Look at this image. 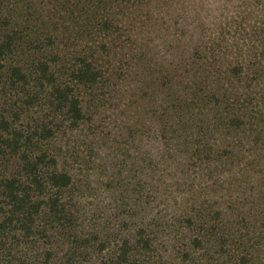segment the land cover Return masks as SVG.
I'll list each match as a JSON object with an SVG mask.
<instances>
[{"label": "trees", "instance_id": "16d2710c", "mask_svg": "<svg viewBox=\"0 0 264 264\" xmlns=\"http://www.w3.org/2000/svg\"><path fill=\"white\" fill-rule=\"evenodd\" d=\"M148 80L183 134L121 148ZM0 264H264V0H0Z\"/></svg>", "mask_w": 264, "mask_h": 264}, {"label": "rangeland", "instance_id": "374dc122", "mask_svg": "<svg viewBox=\"0 0 264 264\" xmlns=\"http://www.w3.org/2000/svg\"><path fill=\"white\" fill-rule=\"evenodd\" d=\"M213 8L214 4H209L207 6L197 7V10H200V14L203 18H208L209 22H212L214 20V16L212 14L214 12ZM191 21L192 23L185 22L184 25V30L188 34L199 30L200 28L198 26L203 25L199 21ZM197 35L201 36V34ZM182 40L186 41L187 39ZM155 43H160V45H163L164 41H161V39H157ZM151 50H155L154 47H151ZM150 56L153 57V53H151ZM174 58H176L177 60ZM178 58H182L179 57V53L173 54L170 52L169 55H159V58H157L156 61H160L162 63L172 62V66L176 64L180 66L181 62L178 61ZM149 81L150 80L145 82L151 83L152 88L148 90V93H152V95L147 96L146 98L144 97V95H146L144 93H146L147 88H144L141 91L142 83L137 84L135 82L119 81L115 86H112L110 95L107 94L109 90L106 93L107 100L109 98V103L106 106L110 107V109H105V111L103 112V117H106L103 123L105 124L106 131L111 130L113 131L114 135H116L112 138H115L117 142L119 141V144H123L121 148L126 146L124 143L127 137L124 136V133L127 135L129 131L125 130V132H121V129H127L128 127L126 128L123 126L120 118H128V123L131 124L135 121H139V125L137 128H139L140 130L137 133V143H148V146H146L145 148H150V151H153L154 145L166 142V139H168V137L170 138L172 136H175L177 139L183 134L181 132V128L178 132H174L168 129V126L170 127V124L174 122V120L178 119V117L175 116V110L177 108V101L175 99L176 97L173 96V93L170 92V90L166 89L163 86L154 88V85L152 84L153 81ZM117 108L124 110L125 115L121 116V114L118 113ZM176 115L179 116V114ZM163 120H167V123H164L165 121L162 122ZM214 133L216 134L217 132L214 131ZM214 137L215 136L211 138L213 139ZM150 143H152L151 146ZM215 148H217V152L219 149L218 145H216ZM245 148H243L242 150L243 156L245 153H247V151L244 152ZM104 149H106V145L104 146ZM250 153L251 155L254 154L253 152Z\"/></svg>", "mask_w": 264, "mask_h": 264}]
</instances>
